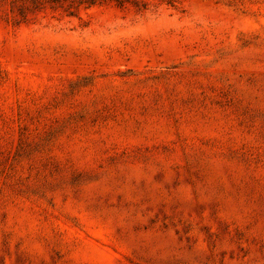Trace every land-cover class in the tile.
Masks as SVG:
<instances>
[{"label":"rangeland","instance_id":"rangeland-1","mask_svg":"<svg viewBox=\"0 0 264 264\" xmlns=\"http://www.w3.org/2000/svg\"><path fill=\"white\" fill-rule=\"evenodd\" d=\"M0 264H264V0H0Z\"/></svg>","mask_w":264,"mask_h":264},{"label":"trees","instance_id":"trees-1","mask_svg":"<svg viewBox=\"0 0 264 264\" xmlns=\"http://www.w3.org/2000/svg\"><path fill=\"white\" fill-rule=\"evenodd\" d=\"M85 1H88L89 3H93V2H95L96 0H85Z\"/></svg>","mask_w":264,"mask_h":264}]
</instances>
